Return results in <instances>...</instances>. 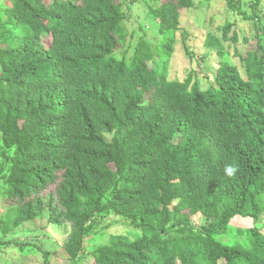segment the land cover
<instances>
[{"label":"trees","instance_id":"16d2710c","mask_svg":"<svg viewBox=\"0 0 264 264\" xmlns=\"http://www.w3.org/2000/svg\"><path fill=\"white\" fill-rule=\"evenodd\" d=\"M7 1L0 7V157L8 163L0 180L10 203L3 231L45 214L65 219L68 264H264L259 0L251 16L241 0L227 1L255 19L256 46L242 49L240 38L250 39L231 23L223 27L226 45L207 35L219 56L203 74L208 83L194 66L170 78L176 34L186 35L180 16L193 0L152 9L165 40L154 49L140 38L128 58L116 53L126 46L122 0ZM229 164L239 165L235 177L224 173ZM48 185L54 191L44 196ZM107 213L140 234H113L84 256L87 231ZM237 216L254 224L229 235Z\"/></svg>","mask_w":264,"mask_h":264},{"label":"rangeland","instance_id":"374dc122","mask_svg":"<svg viewBox=\"0 0 264 264\" xmlns=\"http://www.w3.org/2000/svg\"><path fill=\"white\" fill-rule=\"evenodd\" d=\"M126 14L124 26L126 29V46L116 53L122 56L126 53V58L131 57L134 48L140 38L147 39L154 49L165 40V34L160 30L152 9H156L163 0H122ZM228 0H193V6L182 11L180 24L185 30V39L182 40L180 33L176 34L173 45L175 61L170 70V78L181 75L186 67L194 66L198 71V78L208 83L209 77L203 76L207 71H214L218 64L219 56L216 47L206 44V36L213 35L221 43L226 45L223 38V27L228 23L232 25L231 31L242 28L244 34L250 39L247 43L242 42V37L238 45L244 49L253 50L256 46V32L254 26L255 19H245L242 14L231 10L227 6ZM254 0H241V8L245 15L251 16V3ZM8 4L7 0H0V7ZM260 16L264 22V0H259ZM231 31L229 35H231ZM46 44L49 40L46 39ZM241 51L243 52V50ZM232 50V48H231ZM191 54L192 56H190ZM207 54V55H206ZM173 55V56H174ZM207 56L206 61L204 57ZM198 62L202 67H199ZM107 138L111 135L107 134ZM12 154V152H10ZM8 168V163L0 157V175L4 174ZM7 184L0 180V264H68V255L63 249V242L70 231L69 222L61 219V224L49 220V215L24 221L15 229L4 232L2 225L5 222V214L9 210L6 197ZM54 191L52 185H48L41 191L46 196ZM6 217V216H5ZM198 215L194 217V223H198ZM254 224L250 217H234L228 226V234H234L238 229L250 227ZM258 225H264V214L259 216ZM262 227V226H261ZM133 231L140 234L139 230L126 224L123 219L113 213L100 215L96 224L91 227L84 238L83 255L90 253L99 245L108 242L113 234Z\"/></svg>","mask_w":264,"mask_h":264},{"label":"clouds","instance_id":"9594fccd","mask_svg":"<svg viewBox=\"0 0 264 264\" xmlns=\"http://www.w3.org/2000/svg\"><path fill=\"white\" fill-rule=\"evenodd\" d=\"M238 171L239 165L237 164H229L224 169L225 175L230 178L235 177Z\"/></svg>","mask_w":264,"mask_h":264}]
</instances>
